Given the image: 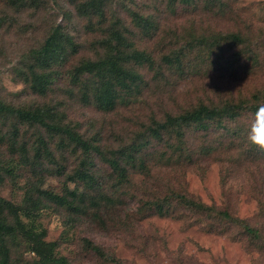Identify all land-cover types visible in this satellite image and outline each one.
<instances>
[{"label": "rangeland", "instance_id": "1", "mask_svg": "<svg viewBox=\"0 0 264 264\" xmlns=\"http://www.w3.org/2000/svg\"><path fill=\"white\" fill-rule=\"evenodd\" d=\"M186 1L115 0L106 10L105 22L77 16L68 0H42L37 8L19 10L0 0V17L5 18L0 25V101L15 107L48 104L61 122L90 137L104 152L89 165L94 180H70L67 175L81 158L79 151L60 146L56 137L49 139L42 127L22 125L17 141L29 152L24 163L18 152L11 151V120L0 123V134L5 135H0V161L13 165L12 173L0 182V196L17 205L36 203L46 239L56 240L57 254L71 264H114L93 252L91 245L120 264H264V151L252 150L248 141H234L224 133L222 124L236 123L228 120L184 128L182 151L176 149L175 134L148 133L153 120L163 121L167 114L198 103L219 105L264 92V0H221L222 11L216 4L206 8L204 0ZM134 13L147 21V32L135 25ZM115 18L119 20L115 26L149 53L154 64L137 67L142 79L131 86V94L103 79L101 99L117 96L112 109H103L88 92L82 96L84 91L64 74L81 59L101 53L98 41L107 36ZM56 23L73 35L78 50L58 67L61 73L55 84L43 94L34 93L17 69L28 49ZM220 32L248 35L258 60L233 66L203 62L201 40ZM231 53L225 49L223 57ZM163 56H178L180 65L166 64ZM94 83L92 79L89 89ZM253 119L245 113L237 123L248 130ZM39 135L48 138L49 155L46 151L35 155ZM140 142L146 145L143 155L130 148ZM208 145L216 149L202 153ZM117 149L123 151L115 155ZM170 192L226 210L258 229L262 238H252L240 225L204 218L177 198L167 199ZM67 204L75 205V210ZM207 223L216 229H207ZM19 252L26 264H32L30 251L22 247Z\"/></svg>", "mask_w": 264, "mask_h": 264}, {"label": "trees", "instance_id": "2", "mask_svg": "<svg viewBox=\"0 0 264 264\" xmlns=\"http://www.w3.org/2000/svg\"><path fill=\"white\" fill-rule=\"evenodd\" d=\"M68 1L73 6L77 16L87 19L98 18L106 22V10L115 0ZM189 1L187 0L186 2ZM204 1L206 8H212L216 4L220 7L219 11H222L223 2L221 0ZM6 3L12 8L19 10L25 7L37 8L41 5L42 0H6ZM132 19L137 27L147 32L148 28L144 27L147 21L144 18L134 13ZM4 21L5 18L0 17V25ZM113 22L114 25L109 26L107 36L98 41L102 48L101 53L97 54L94 59H81L80 62L68 69L64 74L72 85L79 86L81 93L84 91L82 96L88 92L92 96L94 104L103 109H112L117 98V96H104L105 99H101L99 93L105 85L103 79L114 81L117 88L128 91L131 94V86L142 79L137 67L145 65L153 68L154 64L149 53L137 48L119 30V27L115 26L119 22L118 18H115ZM98 29L100 30L101 28ZM73 38V35L65 27L60 23H56L50 27L43 40L37 46L28 49L17 69V73L22 82L32 92L43 94L49 86L55 84L58 79L57 75L61 73L58 67L78 50ZM200 45H203L205 50H202L204 53V57H201L202 61L209 62L212 65H221L223 61V63L233 66L235 64L240 65L245 60H249L251 63L258 60V54L252 47L251 38L239 32L213 34L209 38L202 39ZM225 49H230L232 52L226 58L223 57ZM163 59L166 64H172L176 61L177 65H180L178 56L174 58L163 56ZM92 79H95V83L89 89ZM260 106H264V92L262 91L254 92L250 99H240L237 102L227 101L219 105L198 103L178 114H167L163 121L153 120L148 133L160 137L175 134L178 139L176 149L182 151L185 149L183 148L184 128L192 125L196 128H206L209 123L216 122L221 125L224 120H228L236 123L230 127L222 124L220 127H222L224 133H227L234 141L237 139L248 141V130L237 123L238 119L245 113L255 116ZM6 120H11L9 121V130L11 132L8 137L11 151L13 153L18 152L22 162L28 161L29 152L25 143H18L17 141L20 126H35L36 129H38L37 127H42L47 132L49 139L50 137H56L60 146H70L73 152L79 151L81 154L77 165L73 168L71 174L67 175V178L70 180H94V176L89 171V165L92 164L96 156L101 158L104 155L102 147L98 143L93 142L90 137L85 138L83 134L76 131L75 127L61 122L60 117L52 106L44 104L15 107L0 101V123L4 125ZM0 135L5 138L4 134ZM48 138L38 136V146L35 148V155L42 151H46L48 155L50 154L48 151ZM130 146V148L139 149L141 155H143L142 149L146 147L141 142L130 144ZM249 147L252 150H257L252 144H249ZM215 149L216 147L213 145L203 146L201 152L204 154L211 153ZM121 151L123 150L117 149L115 150L117 153L114 154H120ZM11 163L9 161L2 164L0 161V182L3 181L5 174L12 173L13 165ZM114 163L118 164L117 160H112V164ZM44 194L51 200L56 197L49 191H44ZM166 198L171 200L177 198L188 210H193L204 218L215 217L230 224L240 225L252 238H262L258 229L250 227L226 210H215L206 207L203 204L196 203L193 199L186 197V195L176 192H170ZM67 206L75 210V205L67 204ZM155 210L157 211V209ZM39 214L40 207L36 206V203L27 201L24 205H17L0 196V264H26L19 252L22 247L32 253V264H71L66 257L57 254V241L46 239V231L38 220ZM206 227L209 230L216 229L213 226H209L208 223ZM89 248L102 259L114 264H120L114 257L102 252L98 246L91 245Z\"/></svg>", "mask_w": 264, "mask_h": 264}, {"label": "clouds", "instance_id": "3", "mask_svg": "<svg viewBox=\"0 0 264 264\" xmlns=\"http://www.w3.org/2000/svg\"><path fill=\"white\" fill-rule=\"evenodd\" d=\"M247 140L257 150L264 151V106H260L247 133Z\"/></svg>", "mask_w": 264, "mask_h": 264}]
</instances>
